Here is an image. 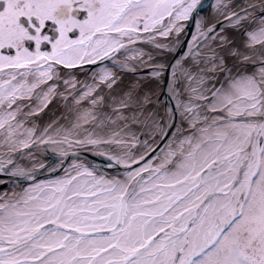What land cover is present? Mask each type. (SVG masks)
<instances>
[{
	"label": "snow or ice",
	"instance_id": "snow-or-ice-1",
	"mask_svg": "<svg viewBox=\"0 0 264 264\" xmlns=\"http://www.w3.org/2000/svg\"><path fill=\"white\" fill-rule=\"evenodd\" d=\"M200 5L5 0L0 49L12 46L15 53L0 51V173L26 182L0 193V264H264V15L257 12H264V0L235 11L216 0L215 9L226 11L228 25L244 36L242 46L218 35V24L205 27L196 18L168 75L175 107L165 111L181 122L154 156L157 146L147 140L146 149L135 151L142 142L133 125L143 118L147 128L155 112L144 110L152 92L141 79L161 80L169 69L163 50L180 45L183 22ZM78 9H87L85 18ZM46 20L55 22L58 35L50 50H41L49 41ZM73 28L78 35H69ZM85 63L97 65L91 80L62 76L61 66ZM144 65L150 72L119 95L111 92L117 70L138 72ZM58 80L71 115L41 127L32 116L57 94ZM102 87L110 90L107 102ZM167 130L159 119L152 122L153 136ZM84 148L122 171L75 158ZM44 169L46 178L36 179Z\"/></svg>",
	"mask_w": 264,
	"mask_h": 264
},
{
	"label": "bare ground",
	"instance_id": "bare-ground-1",
	"mask_svg": "<svg viewBox=\"0 0 264 264\" xmlns=\"http://www.w3.org/2000/svg\"><path fill=\"white\" fill-rule=\"evenodd\" d=\"M225 2L227 4L230 3V0H225ZM252 3L255 2V0H244L243 2L240 3V6H242L244 3ZM216 3V0H213L212 4L207 8L206 10V14L205 15H201L199 17L204 18V24H207V21H211L213 18H218L220 15L222 14H226L227 12L224 11L223 13L218 12L214 5ZM264 15V14H261ZM196 27V26H195ZM238 32H240V30L238 29H234L230 26L224 27L221 30L217 31V34H225L228 36L229 40H231L233 42V44L235 45H240L242 46V41L244 40V36H238ZM182 35H180L179 39L180 41L182 40ZM161 39H171V37L169 38H161ZM211 39V38H210ZM216 43H220L218 40L216 41ZM140 47H145L147 48L149 51H156L159 52L160 50H156V49H152L151 46L146 45V44H140ZM188 47V46H187ZM222 51H224L225 53H227L228 49L225 47L223 49H221ZM164 51V56L163 59L169 64L171 63V56L173 51H175V49L173 51H168V50H163ZM237 58L236 57H228L229 62L231 63L232 61H235ZM106 63H108L109 65L111 64V61H106ZM96 66H91L89 63H85L83 65H79V66H75L73 69H67L65 67L61 66V74L62 76H67V75H73L77 78V82H83L84 80H91L92 76L91 73L96 69ZM236 67H242L240 65H236ZM236 67L233 68V71L236 70ZM249 70L251 69V65H248ZM138 72H130L127 70H117V75L120 77V80L117 82V84L111 89V92L113 94L119 95V93L121 91H123L129 84L128 82L130 80H137L141 77V74H147L148 72H150V68L147 65H144L143 67H139L138 66ZM165 72L162 74L161 80L160 81H151V80H147V79H141V84L142 85H146L149 87H152L151 92L153 91V88H159L161 87L162 83H163V77H164ZM58 84V92L55 96H53V98L50 100L49 104L42 109V111L40 113H36L33 114L32 118L37 120L39 122H46V119H48L49 117H51L56 111L53 109L56 105H59V107L57 108V113H59L61 116H70L71 114L67 112V105L66 102L59 96V91L60 90H64L65 89V85L63 83V80H58L55 81ZM70 91V90H69ZM100 91L103 92L104 96H105V101L107 102L108 97H109V89L107 87H102L100 89ZM141 91H143V88H141ZM155 96L156 94H153L150 98V102L146 105H144V110L147 113L151 107V102L154 100L155 101ZM71 97L69 98V102H70ZM153 101V103H154ZM174 101V100H173ZM36 101L33 99L32 103H35ZM175 102V101H174ZM152 103V104H153ZM29 108L27 107V101H25V110H28ZM63 117V118H64ZM156 119H159V122L161 125H163L165 127L166 121L164 120V117L162 118L161 116H159L157 113H155L152 117L149 118V124L148 127L145 130V134L142 136L141 138V144L138 145L135 148V151L137 152H141L142 150L146 149L148 147V145L153 144V140L155 142L156 138L158 137V135L154 136L153 140L151 142H148V145H145L143 143V141H145V138L147 137L148 134H151L150 130H152V122ZM176 122H175V127L173 130L176 129L177 127V123L181 122L180 121V117L179 114H176ZM143 124V118L141 119V123L137 124L136 127H134L136 133L137 131L142 127ZM172 130V131H173ZM162 133V132H160ZM172 135H169V137ZM40 157L42 159H47L46 155H40ZM27 162H29L26 159V164ZM13 186H8L6 188H4L3 190L7 189V188H11Z\"/></svg>",
	"mask_w": 264,
	"mask_h": 264
},
{
	"label": "water",
	"instance_id": "water-1",
	"mask_svg": "<svg viewBox=\"0 0 264 264\" xmlns=\"http://www.w3.org/2000/svg\"><path fill=\"white\" fill-rule=\"evenodd\" d=\"M243 1L244 0H230V3L228 5H230L231 9L233 11H235L237 8H243L244 7L246 2L242 6H240V3ZM212 2H213V0H201V5H200L199 9L196 11L195 16L189 18V20H187L185 22V25L183 28V34H182L183 38L180 41V45L172 53L171 60H170L171 63L174 62L175 57L182 55L183 51L185 49H187L188 41L191 39L193 32L196 30V27H195L196 26V18L201 16L202 14L205 15L207 8L212 4ZM257 12L259 14H264V12H260L259 9H257ZM226 16H227V13L219 16L216 19L213 18L208 23L218 24L219 27L217 28L216 31H219L222 28L229 26L228 22L224 19V17H226ZM207 24H204V26L207 27ZM241 35H242L241 31L238 32V36H241ZM171 63H169V69L165 70V74L163 77V83H162L160 89L158 90V92L156 93L155 101L153 100L154 103H153V101L151 102V107L149 109V111L155 109L154 114L157 113L162 118L164 117V120L166 121L165 128H167L168 130L166 132L159 133L155 142L153 140L154 136L152 135V130H150L151 134H148L147 137L145 138V140H147L148 142H151L153 140L152 141L153 144H155L157 147H155L153 149V151H151L149 153V158L151 156H154L156 154V151H159L160 148H162L166 144L169 135L171 134L172 130L175 127V122H172V120H171V113L165 111V109L169 105H171L172 108L175 107V102L173 101V99L171 98L170 94L167 91L168 75H169ZM90 65L96 66V64H93V63H90ZM157 101H159V103H157ZM175 119H176V117H175ZM136 126H137V124L133 125V127H136ZM145 130H146V128L144 127V125H142V127L137 131V134H138L140 140H141L142 136L145 134ZM39 154L40 155H46V158L49 159V155L47 152H44L43 150H41ZM75 158L99 163L102 166V169L104 171H107L110 173L122 171V169L120 167L114 166V162L110 161L106 157H103V156H100V155H97V154L91 152L88 148L82 149L81 155L78 157H75ZM47 159H45V160H47ZM67 159H68V162H71L73 157L69 156ZM25 162H26V159L23 161V163H25ZM62 171H63V169L57 170L55 174L59 175ZM46 175H47V169H44L37 175L36 179H44V178H46ZM24 182H26V181H22L19 178L8 174L7 172L0 173V191H2L4 188H6L8 186H13V187L15 186V187L19 188L22 186V184ZM27 182H31V181H27Z\"/></svg>",
	"mask_w": 264,
	"mask_h": 264
},
{
	"label": "flooded vegetation",
	"instance_id": "flooded-vegetation-1",
	"mask_svg": "<svg viewBox=\"0 0 264 264\" xmlns=\"http://www.w3.org/2000/svg\"><path fill=\"white\" fill-rule=\"evenodd\" d=\"M4 4H5V0H0V8H3ZM76 14L78 18L83 19L87 15V9H78L76 10ZM32 19H33V22H36L34 17ZM19 20L21 23L25 24V26H28L30 31H34V29H32L27 24V20H28L27 17L21 16ZM42 32H47L49 34V41L41 42V50H50V47H51L50 40L55 39V36L58 35V29H57L55 22L52 20H46L45 25L42 28ZM78 34H79L78 28H73L69 33V35L71 36H75ZM24 45L29 47L30 50H32L35 47V42L29 38H26L24 41ZM0 51H4L7 54H14L15 48H13L12 46H5L3 49H0Z\"/></svg>",
	"mask_w": 264,
	"mask_h": 264
},
{
	"label": "rangeland",
	"instance_id": "rangeland-1",
	"mask_svg": "<svg viewBox=\"0 0 264 264\" xmlns=\"http://www.w3.org/2000/svg\"><path fill=\"white\" fill-rule=\"evenodd\" d=\"M131 81H134V80H130V81L128 82V84H130ZM150 88H151V90H152V87H150ZM158 90H159V88H157V87H156V88H153L152 95L155 94ZM152 95H151V96H152ZM24 110H25V109H24ZM25 111H29V109H28V110H25Z\"/></svg>",
	"mask_w": 264,
	"mask_h": 264
}]
</instances>
